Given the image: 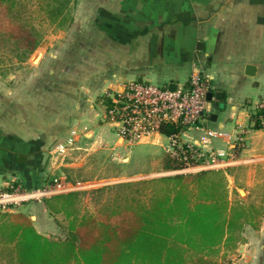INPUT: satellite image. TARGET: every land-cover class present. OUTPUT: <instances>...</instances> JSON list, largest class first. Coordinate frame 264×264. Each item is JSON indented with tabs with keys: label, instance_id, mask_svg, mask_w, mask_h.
Segmentation results:
<instances>
[{
	"label": "crops",
	"instance_id": "obj_1",
	"mask_svg": "<svg viewBox=\"0 0 264 264\" xmlns=\"http://www.w3.org/2000/svg\"><path fill=\"white\" fill-rule=\"evenodd\" d=\"M71 16V31L80 38L76 52L85 55L86 66L94 63L83 77L85 85L95 88L85 89L84 108L74 104L64 120L47 117V123L33 127L30 134L0 123V189L11 181L26 189L56 177L78 182L83 180L78 179L81 172L124 176L120 166L130 163L131 146L104 118L109 95L120 92L128 81H153L166 89L185 86L192 68L197 67L210 78L212 98L222 94L218 111L214 116L209 113L206 127L231 135L228 145L217 141L214 149L238 161L210 172L223 174L229 207L237 191L245 197L242 205L246 209L253 205L257 211L250 221H241L229 248L217 246L216 256L229 255L237 245L236 251L244 250V260L252 264L264 249L246 246L254 236L255 240L264 238V109H256L257 103L264 102V0H76ZM247 66L254 68L251 76L246 74ZM95 96L105 98L103 111L92 104L90 98ZM236 137L241 138L240 148ZM70 138L69 150L60 152V145H67ZM162 140L157 137L135 146L162 149ZM163 155L165 159L164 151ZM152 162L150 173L172 171L158 159ZM108 166L110 170L105 169ZM92 174V180L102 177ZM18 215L30 221L37 235L50 240L57 238L41 233L45 220L52 219L61 228L56 222L60 214L49 211L43 202L0 211V264H18L9 235V218ZM63 221L66 226L65 217Z\"/></svg>",
	"mask_w": 264,
	"mask_h": 264
},
{
	"label": "trees",
	"instance_id": "obj_2",
	"mask_svg": "<svg viewBox=\"0 0 264 264\" xmlns=\"http://www.w3.org/2000/svg\"><path fill=\"white\" fill-rule=\"evenodd\" d=\"M41 1L51 23L57 27L72 23L70 12L76 0ZM21 6V0H0V10L12 20L25 23L16 10ZM5 35L24 53L34 50L39 37L33 27L18 23ZM176 131L170 125L160 129L163 135ZM164 163L170 170L180 167L167 156ZM104 190H110L113 195L110 201L100 204L96 213L81 212V193L42 201L49 211L65 217L62 239L37 235L28 219L11 216L9 235L15 261L18 264H205L207 257H216L217 246L229 248L235 242L241 221H250L255 213L246 212L239 201L229 207L225 179L220 172L142 180L98 191Z\"/></svg>",
	"mask_w": 264,
	"mask_h": 264
},
{
	"label": "rangeland",
	"instance_id": "obj_3",
	"mask_svg": "<svg viewBox=\"0 0 264 264\" xmlns=\"http://www.w3.org/2000/svg\"><path fill=\"white\" fill-rule=\"evenodd\" d=\"M42 3L41 0H21L22 6L17 7L16 10L20 11L25 23H21L20 19L19 21L12 20L8 14H5L4 10H0V123L9 130H23L28 134H30L33 127L47 123V117L54 115L57 119L60 118V121L64 120L65 113L70 112L69 109L74 104L84 108L87 97H84L86 95L85 89L95 88L94 85H85L87 81L83 79L86 71H89L88 69L93 67L94 63L86 66L84 64L85 61L87 63L84 58L85 55L76 52L80 43L78 32L71 31V24L57 27L51 23ZM17 23L20 26H31L39 33L37 46L32 52L24 53L21 47H16L14 41L9 40L5 35L7 30ZM37 53H41V61L34 64L32 58ZM150 84L158 86L153 81ZM90 99L92 104L99 109L98 111H103L104 106H106L103 96H95ZM104 118L106 117L104 116ZM71 134V136H77L76 133ZM70 140L72 139L70 138ZM162 143L164 144L165 140H162ZM69 148L68 145L63 143L59 147L63 151L69 150ZM128 149H130V163L120 166L121 172H119L124 176L115 177L114 174L117 172L107 171L81 172V178L78 179L84 181H76L85 184L84 189L79 191L81 192L79 199L82 213L83 211L89 213L94 211L96 213L101 203L111 200L113 193L110 190L98 191L103 188L175 176V174L170 175L169 172H148L150 171L149 167L153 164L152 161L158 159L161 163L164 162L161 148L151 145H139L131 146ZM139 153L141 154L139 155ZM105 169L110 170V166ZM123 170L125 171L123 172ZM157 170L160 171L161 168ZM135 172L141 174L134 175ZM92 173L102 177L92 180ZM243 198L245 197L239 196L237 191L234 192L233 199L235 201L245 204ZM252 206L246 212H257ZM232 208L234 209L235 206L233 205ZM56 222L61 223V228H58L60 226H57L54 220L46 219L45 230L41 233L51 238H63L64 230L62 227L65 226L63 215H60ZM255 239L254 236V239L246 246L256 250L260 246L264 247V238L263 240ZM240 245L243 246V242ZM237 248L236 245L233 248L235 251H231L229 255L207 257L205 264H247L248 259L244 260L247 256L245 251L237 252ZM261 253H257L258 255L254 258L252 264H264V249Z\"/></svg>",
	"mask_w": 264,
	"mask_h": 264
},
{
	"label": "built area",
	"instance_id": "obj_4",
	"mask_svg": "<svg viewBox=\"0 0 264 264\" xmlns=\"http://www.w3.org/2000/svg\"><path fill=\"white\" fill-rule=\"evenodd\" d=\"M121 88L120 92L109 95L107 121L118 128L127 146L162 137L165 155L180 166L168 171L170 175L216 171L237 164L236 156L214 149L217 141L228 145L231 135L206 127L211 83L199 68H192L187 84L173 91L137 81L125 82ZM256 107L264 109V102L257 103ZM164 125L173 126L177 131L163 135L160 129ZM234 140L240 148L241 138ZM71 141L67 140L68 146ZM84 186L59 177L32 189L11 181L0 189V211L8 212L31 202L40 203L58 195L79 192Z\"/></svg>",
	"mask_w": 264,
	"mask_h": 264
},
{
	"label": "water",
	"instance_id": "obj_5",
	"mask_svg": "<svg viewBox=\"0 0 264 264\" xmlns=\"http://www.w3.org/2000/svg\"><path fill=\"white\" fill-rule=\"evenodd\" d=\"M41 57L40 53H37L33 58H32V62L34 64H37L39 58ZM254 68L252 66H247L246 67V74L251 76L253 73ZM168 90H175V86L174 85H170L168 87ZM222 99V94L220 92L216 93L215 96L212 98V94L208 93L207 94V100L211 103V110L209 111V113L211 115H215V113H217L218 111V103L221 101ZM212 101V102H211Z\"/></svg>",
	"mask_w": 264,
	"mask_h": 264
}]
</instances>
